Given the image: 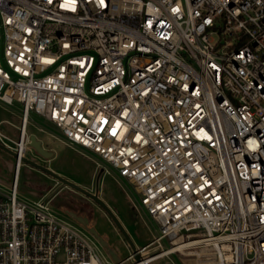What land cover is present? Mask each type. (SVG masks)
<instances>
[{
  "label": "built area",
  "instance_id": "built-area-1",
  "mask_svg": "<svg viewBox=\"0 0 264 264\" xmlns=\"http://www.w3.org/2000/svg\"><path fill=\"white\" fill-rule=\"evenodd\" d=\"M0 101L22 109L0 264H264V0H0ZM30 114L134 186L161 231L142 261L104 256L55 187L20 197Z\"/></svg>",
  "mask_w": 264,
  "mask_h": 264
},
{
  "label": "rangeland",
  "instance_id": "rangeland-1",
  "mask_svg": "<svg viewBox=\"0 0 264 264\" xmlns=\"http://www.w3.org/2000/svg\"><path fill=\"white\" fill-rule=\"evenodd\" d=\"M21 117L20 105H9L0 101V120L6 118V121L20 125ZM6 121L1 124L2 129L11 136L17 137L18 130ZM41 128L43 130H40ZM27 132L35 135L44 149L50 152V157H45L35 147L30 146L27 150L29 158L47 165L63 177L90 191H96L100 170L102 167L105 168L101 174L99 194L118 215L138 247L146 245L160 234L159 223L146 212L141 204L139 193L128 179L120 175L114 166L87 148L69 144L56 128L36 114H30ZM14 165L15 157L0 149V181L7 186L12 184ZM53 187L56 190L60 187V183L56 179L26 163L22 164L18 183L20 197L38 198L39 195L48 192ZM74 198L85 200L93 205L95 211L91 215L92 222L88 228L91 229L93 226L101 235L109 234L112 237V242L121 247L120 257L124 259L129 254V250L122 240L119 230L114 227L100 206L90 202L80 193L65 187L55 197L52 208L72 222L77 223L79 221L72 216L71 206H81L74 202ZM162 243L165 248L171 245L166 239L162 240ZM152 252H154L153 248L148 250L146 254ZM189 252L191 250H186L184 253L174 252L148 264H197L198 260L207 261V255L198 258L195 254H188ZM207 253L211 254L210 251Z\"/></svg>",
  "mask_w": 264,
  "mask_h": 264
},
{
  "label": "water",
  "instance_id": "water-1",
  "mask_svg": "<svg viewBox=\"0 0 264 264\" xmlns=\"http://www.w3.org/2000/svg\"><path fill=\"white\" fill-rule=\"evenodd\" d=\"M31 146L35 147L37 149V151L42 154L45 157H50V152L46 151V149H44V147L42 146V144L36 139L35 135H32V142H31ZM0 149L6 151L7 153L11 154L12 156L16 157L17 154L12 151L11 149H9L8 147H6L5 145H3L0 142ZM23 162L28 164L30 167L38 169L48 175H50L51 177H53L54 179H56L59 183H60V187L65 186L70 188L71 190L80 193L81 195H83L84 197H87L88 199L93 200L95 203H97L100 207H102L104 209V211L106 212V214L108 215V217H110V219L113 221L114 225L116 226V228L119 230V232L122 235V240L125 242L126 247L128 248L130 254L128 255V257L130 255H132V258L135 262H140L143 260V256L139 253V248L138 246L135 244V242L133 241L132 237L130 236L128 230L126 229V227L124 226V224L122 223V221L120 220V218L118 217V215L113 211V209L107 204V202L101 198L100 194H99V184H100V179H101V174L104 172L105 168L102 167L97 179V187H96V191H90L89 189L81 186L80 184L67 179L65 177H63L61 174L57 173L56 171H54L53 169H51L50 167H48L45 164L39 163L27 156L22 158ZM58 187V188H60ZM58 190V189H57ZM80 223H82L83 225L87 226L88 223L87 222H82V220H80ZM90 231L93 233L94 237L100 241V244L102 245V247H104L108 253V255L115 261L119 262L122 260L127 259L128 257H125L124 259H122L120 257V255H118V252H121V247H118L117 249H114L113 247H109L108 248V243H106V241H104V239L97 233V231L94 228H91Z\"/></svg>",
  "mask_w": 264,
  "mask_h": 264
},
{
  "label": "flooded vegetation",
  "instance_id": "flooded-vegetation-1",
  "mask_svg": "<svg viewBox=\"0 0 264 264\" xmlns=\"http://www.w3.org/2000/svg\"><path fill=\"white\" fill-rule=\"evenodd\" d=\"M63 188H65V186H62L58 189V192L60 193ZM84 197V196H83ZM84 198H87V197H84ZM88 199V198H87ZM90 202L96 204L97 206H99L97 203H95L93 200L91 199H88ZM74 202L78 203L81 207H78V206H71V210H72V216H74L80 223V220H82V222H87L88 225L92 222V213L95 211L94 210V207L93 205H91L90 203H88L87 201L85 200H81V199H77V198H74ZM102 208V207H101ZM103 209V208H102ZM110 219V217H109ZM111 223L114 225L113 221L110 219ZM82 224V223H81ZM88 225L86 226L88 228ZM114 227H116L114 225ZM91 228H94L93 226ZM89 231H90V228H88ZM91 232V231H90ZM98 233V232H97ZM120 233V232H119ZM91 234L93 235V233L91 232ZM103 239L104 241H106V243H108V248L110 247H113L114 249H117L119 246L117 244H115V242L113 243L112 242V237L107 234V235H101L100 233H98ZM121 234V233H120ZM94 236V235H93ZM122 237V235H121ZM98 241V240H97ZM99 245L101 246V248L103 249V251L107 253L106 249L104 247H102V245L100 244V241H98ZM130 254V252H129ZM128 254V255H129ZM118 255H120V252H118ZM128 255L126 257H128Z\"/></svg>",
  "mask_w": 264,
  "mask_h": 264
},
{
  "label": "bare ground",
  "instance_id": "bare-ground-1",
  "mask_svg": "<svg viewBox=\"0 0 264 264\" xmlns=\"http://www.w3.org/2000/svg\"><path fill=\"white\" fill-rule=\"evenodd\" d=\"M197 244L196 242H182L181 240L180 241H177L172 247L170 248H167L165 249L162 254H160L159 256H163V255H167L171 252H174V251H182L183 249H185L184 247H188V246H193ZM189 254H195L196 255V252H190ZM157 256V257H159ZM151 259H149V261H151Z\"/></svg>",
  "mask_w": 264,
  "mask_h": 264
},
{
  "label": "crops",
  "instance_id": "crops-1",
  "mask_svg": "<svg viewBox=\"0 0 264 264\" xmlns=\"http://www.w3.org/2000/svg\"><path fill=\"white\" fill-rule=\"evenodd\" d=\"M7 119L6 118H3V119H1L0 120V122L1 123H3L4 121H6ZM15 124V123H14ZM15 125H17V124H15ZM12 126V125H11ZM16 129V128H15ZM126 227V226H125ZM127 229V228H126ZM102 251H103V249H102ZM104 254V256H106V257H108V255H106V253H103Z\"/></svg>",
  "mask_w": 264,
  "mask_h": 264
}]
</instances>
